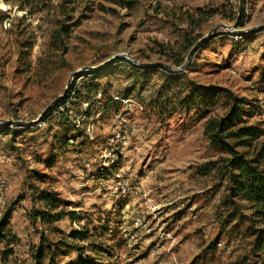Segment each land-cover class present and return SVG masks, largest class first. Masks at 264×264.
Listing matches in <instances>:
<instances>
[{"label": "rangeland", "instance_id": "1", "mask_svg": "<svg viewBox=\"0 0 264 264\" xmlns=\"http://www.w3.org/2000/svg\"><path fill=\"white\" fill-rule=\"evenodd\" d=\"M0 5V223L8 213L18 239L7 263L42 248V264H255L225 178L206 167L221 154L204 124L225 96L195 89L244 99L264 132V0ZM41 194L71 215L41 221ZM82 230L86 242L69 238Z\"/></svg>", "mask_w": 264, "mask_h": 264}, {"label": "trees", "instance_id": "2", "mask_svg": "<svg viewBox=\"0 0 264 264\" xmlns=\"http://www.w3.org/2000/svg\"><path fill=\"white\" fill-rule=\"evenodd\" d=\"M101 1L120 5L131 3V0ZM68 34L69 28L60 25L55 37L64 42ZM177 64L180 65L181 61ZM195 90L207 91L213 97L225 96L224 113L208 117L204 124V137L221 154L215 162L209 163L206 167L208 171L216 170L220 177L225 178L226 200L233 206L234 215L245 225L247 237L250 239V256L257 260L255 264H264V142L262 141L264 132L257 125L249 123L244 109V99H239L222 88L197 87ZM188 100L190 98L186 101ZM38 200L47 210L39 214L40 220L44 223L58 222L71 215L57 210V199L41 194ZM242 210L247 211V214L242 215ZM7 218L8 213L4 215L0 223V264H8L7 260L12 254V247L18 244V239L6 229ZM88 236V231L82 230L71 233L69 238L86 242ZM63 246L80 250L76 245L64 243ZM44 256V250L38 248L32 257L34 264H42ZM98 262L86 257L78 264H100Z\"/></svg>", "mask_w": 264, "mask_h": 264}, {"label": "water", "instance_id": "3", "mask_svg": "<svg viewBox=\"0 0 264 264\" xmlns=\"http://www.w3.org/2000/svg\"><path fill=\"white\" fill-rule=\"evenodd\" d=\"M63 94H65V92H64ZM62 97H63V95L60 96V97H58V98H57L52 104H50L48 107H46V109L43 111V113L40 115L39 118H41V117L43 116V114H44L47 110H49V108H50L55 102H57L58 100H60ZM38 120H39V119H37L36 121H34V122H32V123H36Z\"/></svg>", "mask_w": 264, "mask_h": 264}, {"label": "built area", "instance_id": "4", "mask_svg": "<svg viewBox=\"0 0 264 264\" xmlns=\"http://www.w3.org/2000/svg\"><path fill=\"white\" fill-rule=\"evenodd\" d=\"M59 109L61 110L62 109V106H60Z\"/></svg>", "mask_w": 264, "mask_h": 264}, {"label": "clouds", "instance_id": "5", "mask_svg": "<svg viewBox=\"0 0 264 264\" xmlns=\"http://www.w3.org/2000/svg\"><path fill=\"white\" fill-rule=\"evenodd\" d=\"M0 7H2V5H0Z\"/></svg>", "mask_w": 264, "mask_h": 264}]
</instances>
